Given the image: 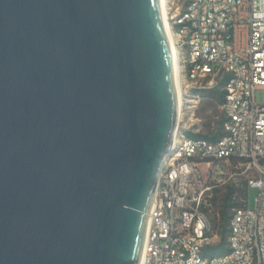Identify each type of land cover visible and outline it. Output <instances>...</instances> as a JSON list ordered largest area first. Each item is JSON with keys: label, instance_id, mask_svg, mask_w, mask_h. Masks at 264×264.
Returning <instances> with one entry per match:
<instances>
[{"label": "water", "instance_id": "obj_1", "mask_svg": "<svg viewBox=\"0 0 264 264\" xmlns=\"http://www.w3.org/2000/svg\"><path fill=\"white\" fill-rule=\"evenodd\" d=\"M175 73L162 0H0V264H139Z\"/></svg>", "mask_w": 264, "mask_h": 264}, {"label": "built area", "instance_id": "obj_2", "mask_svg": "<svg viewBox=\"0 0 264 264\" xmlns=\"http://www.w3.org/2000/svg\"><path fill=\"white\" fill-rule=\"evenodd\" d=\"M182 114L222 92L221 136L198 137L178 119L145 232L143 264H264V0H165ZM174 62V63H175ZM195 137H185V134ZM258 195L233 209L224 255L204 257L218 234L215 192L237 179Z\"/></svg>", "mask_w": 264, "mask_h": 264}, {"label": "rangeland", "instance_id": "obj_3", "mask_svg": "<svg viewBox=\"0 0 264 264\" xmlns=\"http://www.w3.org/2000/svg\"><path fill=\"white\" fill-rule=\"evenodd\" d=\"M184 0H180V4ZM185 116L182 119V122L185 121V128L197 135H210L216 132L218 122L221 118L220 103L215 101L213 98L205 96L200 101L199 105L194 111H187ZM185 137H195L194 135L185 134ZM244 180L237 179L231 184L221 187L216 191L214 204L211 206L210 211L208 212V217L212 223V227L215 232L219 233L221 228V219L220 212L222 210V203L225 194L229 191H233V196L228 203L237 204L242 207V199L238 196V192L244 188ZM258 195V190L256 188L247 187L244 193V201L247 210H253L255 207L256 198ZM237 209V208H235ZM233 209L228 210V213L231 214ZM219 239V238H218ZM218 242V240H216Z\"/></svg>", "mask_w": 264, "mask_h": 264}, {"label": "trees", "instance_id": "obj_4", "mask_svg": "<svg viewBox=\"0 0 264 264\" xmlns=\"http://www.w3.org/2000/svg\"><path fill=\"white\" fill-rule=\"evenodd\" d=\"M207 97L213 98L215 101L221 104L222 102V92H220L219 89H213L207 92ZM190 134V133H189ZM192 135V134H190ZM198 137L204 138L208 141H214L215 139L219 138L221 136V120L218 122V126L216 129V132L214 134L210 135H197ZM244 188L241 189L238 193V196L240 199L244 200V193L247 188L246 182H243ZM215 195L214 194L213 200H212V205L214 204L215 201ZM233 196V191L229 190L223 199L222 203V210L220 212V219H221V228L218 234V242L215 244L208 246L204 249L203 256L204 257H213V256H220L224 255L228 252L227 250V237H228V230H227V225H228V220L230 218V214L228 213V210L230 209H235L239 208L237 204H231L228 203L231 197ZM241 208V207H240Z\"/></svg>", "mask_w": 264, "mask_h": 264}, {"label": "bare ground", "instance_id": "obj_5", "mask_svg": "<svg viewBox=\"0 0 264 264\" xmlns=\"http://www.w3.org/2000/svg\"><path fill=\"white\" fill-rule=\"evenodd\" d=\"M162 6H163V14H164V25H165V29H166V33H167V36H168L170 45L172 47L173 46L172 44H173L174 40H173L172 32L170 30V25H169V23L167 21V20H169V17H168L167 3H166L165 0H162ZM175 60H176V57L174 58V62H175ZM175 64H176V62H175ZM175 74H176L175 77H176L177 88H179L180 82H179V80L177 78V71H176ZM179 102L182 104V106H181V110H182L181 113L183 114L185 112V110H187V109L184 108L185 107L184 106L185 99H183L181 97L179 99ZM178 119H180V120L183 119L182 115H181V117L179 116ZM176 141H177V139L175 138V134H174V137L172 139V146L176 143ZM147 223H148V216H147V219H146V225H147ZM139 264H143V251H141V255H140V259H139Z\"/></svg>", "mask_w": 264, "mask_h": 264}]
</instances>
